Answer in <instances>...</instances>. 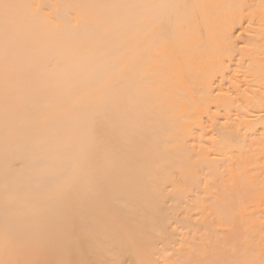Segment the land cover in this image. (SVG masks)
Returning <instances> with one entry per match:
<instances>
[{
  "label": "bare ground",
  "instance_id": "6f19581e",
  "mask_svg": "<svg viewBox=\"0 0 264 264\" xmlns=\"http://www.w3.org/2000/svg\"><path fill=\"white\" fill-rule=\"evenodd\" d=\"M0 264H264V0H0Z\"/></svg>",
  "mask_w": 264,
  "mask_h": 264
}]
</instances>
